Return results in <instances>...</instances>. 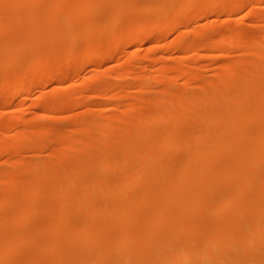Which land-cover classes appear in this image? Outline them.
Masks as SVG:
<instances>
[{
	"label": "bare ground",
	"instance_id": "obj_1",
	"mask_svg": "<svg viewBox=\"0 0 264 264\" xmlns=\"http://www.w3.org/2000/svg\"><path fill=\"white\" fill-rule=\"evenodd\" d=\"M262 6L0 0V264H264Z\"/></svg>",
	"mask_w": 264,
	"mask_h": 264
},
{
	"label": "rangeland",
	"instance_id": "obj_2",
	"mask_svg": "<svg viewBox=\"0 0 264 264\" xmlns=\"http://www.w3.org/2000/svg\"><path fill=\"white\" fill-rule=\"evenodd\" d=\"M141 2H142V1H141ZM263 7H264V6H262V8L260 7V8L257 10V12H258L259 15H264V8H263ZM139 11H140L139 13H143L142 8H140ZM141 11H142V12H141ZM248 12H249V8H248V9L246 8V10H245L244 12H242L241 14L237 15L238 18H237V17H236V18H237V19H239V18H244V15L247 14ZM223 18H225V17H222L221 19H223ZM221 19H220V20H221ZM244 19H245L244 22H246V23H244V24L246 25V29L248 28L247 30H245L247 34H249L250 32H252V31H251L252 29H253V32H254V31H255L256 29H258L259 26L261 25L260 22H259L260 24H258V23L255 22V23H252V24L255 25V26L252 25V26H253V28H252V26H251V22H248V20H246V18H244ZM208 20L211 21L212 19L210 18V19H208ZM208 20L206 21V20L201 19V20L195 22L193 25L189 24V26H187V30H186V31L189 32L191 29H194V31H195V27H194V28H192V27L195 26L196 23L198 24V27L200 28V29H199V28L197 27V25H196V27L198 28V30L203 29V27L205 28V27H206L205 25L208 23ZM220 20H219V21H220ZM223 20H224V19H223ZM205 22H206V23H205ZM221 22H222V21H221ZM224 23H225L224 21L222 22V24L219 23V26L221 25V26H224L223 28H225V24H226V26H227V23H225V24H224ZM203 24H204V25H203ZM209 24H210V22H209ZM223 24H224V25H223ZM257 24H258L259 26H257ZM202 25H203V27H202ZM245 25H244V26H245ZM190 26H191V27H190ZM200 26H201V27H200ZM221 26H220V27H221ZM256 26H257V28H255ZM188 27H189L190 30H188ZM250 28H251V29H250ZM254 29H255V30H254ZM196 30H197V29H196ZM248 31H249V32H248ZM175 32H176V31H175ZM177 32H178V31H177ZM177 32H176V33H177ZM253 32H252V33H253ZM166 33H168V34H165V35H167V36L162 37V39L165 38V40L163 41V43H162V41H160L161 43L159 42L160 44H157L159 40H155V41H154V40L152 39L154 42L152 41V42H150V44L144 45V47H142L143 49L141 48V52L139 53V55H140V56L144 55L145 53H142V52H144V51H146V53H147V51H148V50H146L147 46L150 45L149 47L151 48V47H153L152 45H154L155 47H157V46L159 45L158 47H160V46H162V47H160V48H155V47H153V48H155V49H154V50H155L154 54L157 55V56L155 55V57H160V56L163 57V56L166 55V56L164 57V59L167 57L168 59L170 58V59H169L170 61H171V60L173 61L172 58L175 57V55L177 54L176 52H175V54H172L173 52H172V53H167L168 51H166V52L163 51V52H162V50H161V51L156 50V49H162L163 47H166V45L169 44L170 41L173 42L174 39L177 38V36H174V35H177L179 32H178L177 34H175L174 31H173V32H166ZM192 33H194L193 30H192ZM170 34H171V35H170ZM190 34H191V32H190L188 35H187V33H185L184 35H185V36H186V35L189 36ZM247 34H246V35H247ZM250 34H251V33H250ZM174 37H176V38H174ZM172 39H173V40H172ZM155 42H157V43H156L157 45L154 44ZM151 44H152V45H151ZM147 49H148V48H147ZM163 50H165V49H163ZM156 52H157V53H156ZM159 52H162V53H159ZM141 53H142V54H141ZM163 53H164V54L167 53V54L163 55ZM158 54H161V55H158ZM168 54L170 55V57H169ZM171 54H172V55H171ZM124 55H125V54H124ZM179 55H180V54H177V55H176V59H179V58H177V57H179ZM171 56H172V57H171ZM173 56H174V57H173ZM180 56H181V55H180ZM124 57H126V55H125V56H121V57L119 58V60H116L117 62L119 61L118 63H116V61H115V63H112L111 65H113V64H114V65H118L119 63L124 62V60H125ZM162 57H161V58H162ZM123 58H124V59H123ZM230 58H231V57H230ZM230 58H229V57H228V58L225 57L223 60H222L221 58H216L215 61H214V58H213L212 60H213L214 62H216V61L219 62V61H220L221 64H226V62H229V60L231 61L232 58H231V59H230ZM122 59H123V60H122ZM164 59H163V62L167 63V60H168V59H167V60H164ZM174 59H175V58H174ZM228 59H229V60H228ZM120 60H121L122 62H121ZM169 60H168V62H169ZM180 60H181V58H180ZM210 60H211V58H209V57H207V59L203 58V59H200V60H199V59H198V60H193V61H192V64H193V65H192V64H190V65H191L192 67H195V68H197L199 65H201V66H199V67H202V68H200V69H202V71L205 70V71L203 72V74H205V77H207L206 75H208V76L211 75V74H210L211 72L209 71V68H210V67L208 68V65H209V66L212 65V64H211L212 61H210ZM218 60H219V61H218ZM226 60H227V61H226ZM175 61H176V60H175ZM175 61H174V62H175ZM221 61H222V62H221ZM224 61H225V62H224ZM217 62H216V63H217ZM203 64H204V65H203ZM221 64L218 63V65H221ZM111 65H106V66H104L103 68H106L107 66L109 67V66H111ZM204 66H207L206 69H205ZM221 66H222V65H221ZM199 67H198V68H199ZM203 67H204V68H203ZM103 68H102V69H103ZM207 69H208V70H207ZM245 69H247L246 71H251V70H249L250 68L248 69V68L246 67ZM148 70H150V69L148 68ZM148 70H147V71H148ZM206 70L208 71L207 73H206ZM84 75H85V74H84ZM84 75H83V76H84ZM86 75H87V76H86ZM86 75H85V76H86V78L88 79L92 74L89 75V73H86ZM88 75H89V77H88ZM85 76H84V78H85ZM81 77H82V75H81ZM81 77L79 78L81 81H80V80H77V82H78V81L82 82ZM82 78H83V77H82ZM86 78H85V79H86ZM153 85H154V84L151 85V88L147 87L146 90H147V91H148V90L152 91V90H154V89H153L154 86H155L156 89L159 87L158 84H155L154 86H153ZM156 85H157V87H156ZM51 86L53 87V85H51ZM51 86H44L45 88L47 87V89H45V88L43 89V87H42V89L39 90V91H40V92L42 91V93H43V92H45V91L48 92L49 90H52V92H53V90L55 89L54 87H56V86L58 87V85H56V86L54 85V87H53L54 89H49V88H51ZM149 86H150V85H149ZM148 88H149V89H148ZM177 88H178V87H177ZM151 89H152V90H151ZM43 90H45V91H43ZM177 90H179V88H178V89L175 88V91H177ZM37 91H38V89L32 91V93L35 92V93H37V95H36V94H32V93H30V94H32V95H31V96L29 95V97H27V98H28V99H27L28 101L25 99L26 102H25L23 99H22V100H23V101H22L20 98H18L19 100L17 99V100H13L12 102H10L11 106L13 105V103H14L15 101H16L15 103H18V104H16V105H15V104L13 105L14 107H12V108H13L12 110H14V109L17 110V108L22 109V108L25 107V109L28 111L27 114L29 115V118L33 117V116H34L33 113L36 112V111H35V108H34V107H35L34 105H36V101H37V99H38V94H39V92H37ZM52 92H51V94H52ZM173 92H174V90H173ZM49 93H50V91L46 94V96L48 95L47 97H51V94H49ZM35 98H37V99H35ZM96 99H97V101H96ZM96 99H94V102H93V103L96 105V102H97V105H98V104H99L98 100L100 101V99H98V98H96ZM20 100H21L23 103H24V102H25V103L22 105V102H21ZM17 101H18V102H17ZM95 101H96V102H95ZM105 101H106V100H105ZM20 102H21V103H20ZM102 102H104V100L101 101V103H102ZM0 103H1V104H0V107L4 105L3 101H1ZM2 103H3V104H2ZM93 103H92V104H93ZM10 104H9V105H10ZM97 105H96V107L93 106V105H92V106L94 107V109H95V108L98 109V108H97V107H98ZM16 106H17V107H16ZM92 106H91V109H93ZM31 107L34 108V111L31 109ZM28 108H29V110H31V111L33 112L32 114H30V111L28 110ZM0 109H2V108H0ZM94 109H93V110H94ZM96 109H95V110H96ZM26 110H25V112H26ZM0 111H2V110H0ZM77 111H78V110H76L74 113H73V111H72L70 114H72V113L75 114ZM78 112H79V111H78ZM78 112H77V113H78ZM27 114L25 113V116H26ZM70 114H68V115H70ZM9 115H10V114H8V116L6 115L7 117H6V116L4 117V116H1V115H0V121L2 122V123L0 122V124H1L0 126L5 125L6 122L9 121V119H10ZM30 116H31V117H30ZM56 116L58 117V116H60V115H55V117H56ZM62 116H64V115L62 114L61 117H59V118H62ZM1 117H2V118H1ZM55 117H54V118H55ZM67 117H68V116H67ZM8 118H9V119H8ZM26 118H27V116H26ZM65 118H66V116H65ZM6 119H7L8 121H7ZM5 120H6V121H5ZM3 121H4L5 123H4ZM65 123H67V122L65 121L64 124H65ZM2 124H3V125H2ZM66 126H67V125H66ZM0 134H1V132H0ZM53 137H54V136H50V137L45 138V139L48 141L47 143H50L51 145H53V144H52V143H53V140H54ZM40 139H41V138H40ZM41 140H42V139H41ZM1 142H2V144H3L5 141H4V140H0V144H1ZM27 155L30 156V154H27ZM180 155H181V154H180ZM180 155H179V156H180ZM29 156H25L26 159H29V158H30ZM0 163H1V162H0ZM0 165H1V164H0ZM1 168H2V165H1L0 169H1ZM21 255H22V254H21Z\"/></svg>",
	"mask_w": 264,
	"mask_h": 264
}]
</instances>
